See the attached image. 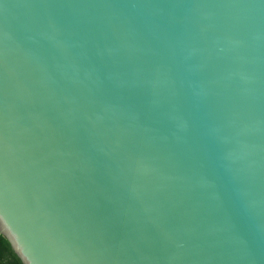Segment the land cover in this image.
<instances>
[{
  "label": "water",
  "instance_id": "water-1",
  "mask_svg": "<svg viewBox=\"0 0 264 264\" xmlns=\"http://www.w3.org/2000/svg\"><path fill=\"white\" fill-rule=\"evenodd\" d=\"M0 234L22 264H264V0H0Z\"/></svg>",
  "mask_w": 264,
  "mask_h": 264
},
{
  "label": "trees",
  "instance_id": "trees-1",
  "mask_svg": "<svg viewBox=\"0 0 264 264\" xmlns=\"http://www.w3.org/2000/svg\"><path fill=\"white\" fill-rule=\"evenodd\" d=\"M0 264H22L11 248L9 241L0 234Z\"/></svg>",
  "mask_w": 264,
  "mask_h": 264
}]
</instances>
